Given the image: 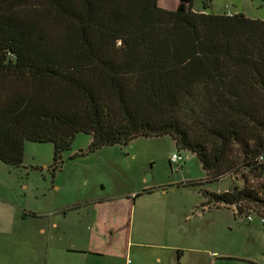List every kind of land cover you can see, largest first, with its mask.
Returning a JSON list of instances; mask_svg holds the SVG:
<instances>
[{
	"label": "trees",
	"instance_id": "16d2710c",
	"mask_svg": "<svg viewBox=\"0 0 264 264\" xmlns=\"http://www.w3.org/2000/svg\"><path fill=\"white\" fill-rule=\"evenodd\" d=\"M193 2L0 0V163L26 141L56 170L79 133L87 152L169 136L205 173L185 185L240 177L207 209L264 220V18Z\"/></svg>",
	"mask_w": 264,
	"mask_h": 264
},
{
	"label": "rangeland",
	"instance_id": "374dc122",
	"mask_svg": "<svg viewBox=\"0 0 264 264\" xmlns=\"http://www.w3.org/2000/svg\"><path fill=\"white\" fill-rule=\"evenodd\" d=\"M177 5L178 0H158V6L163 9L173 10ZM207 5L209 8L206 11L215 14L241 12L249 18H264V0L193 2L195 11H203V7ZM90 141L89 135L83 133L75 135L70 149L63 152L62 163L56 170L51 168L53 157L51 143L26 141L23 163L19 168H9L0 163V248L7 251L10 248L12 264H26L30 260L42 261L38 252L37 255L34 253L42 241L43 249L47 243L46 238L37 232V226L41 223L33 221L25 224L22 217L23 211L44 213L49 209L52 196L56 195L52 190L54 186L61 187L58 201L64 203L79 188L84 190V193L88 191L90 196H94L96 193H102L101 184L106 186L105 195L126 191L135 186L142 187L143 176L148 177L151 182L168 185L167 214L182 220L179 228L181 234L185 233L194 239L196 248L207 251L201 255L203 258L213 260L216 264H264V223L259 216L250 212L251 221H248V216L244 215L235 218L234 207L207 209L204 205L206 199L203 192L223 193L230 191L234 185L240 188L242 186L240 177L232 175L213 182H203L198 186L185 185L188 182L203 181L205 173L195 154L177 150L169 136L137 137L126 144L87 152ZM173 153L180 154L182 158L178 170H172L169 164ZM169 185H175V189L171 190ZM157 194L142 197L140 201L142 210L138 203L134 208L130 199L131 208L124 210L120 217L118 246L128 264H136L138 258L136 254L140 248L135 247L133 243L138 241V237L147 243L156 242L154 239L143 238L145 234L139 233L138 224L150 222L153 212L159 207ZM145 204L147 211L143 209ZM72 214L75 215L73 212ZM5 221L7 224L10 223V240L2 242L1 239L4 237L1 234L4 233ZM85 227L90 229L91 225L87 223ZM168 229L172 235L177 234V227L174 225ZM62 243L65 244L63 235L60 234L58 239L60 250ZM201 256L200 253H189L185 264H196L198 257ZM123 262L121 260L118 264ZM176 263L175 258L173 264ZM198 263L205 264L200 261Z\"/></svg>",
	"mask_w": 264,
	"mask_h": 264
},
{
	"label": "crops",
	"instance_id": "0c3cea01",
	"mask_svg": "<svg viewBox=\"0 0 264 264\" xmlns=\"http://www.w3.org/2000/svg\"><path fill=\"white\" fill-rule=\"evenodd\" d=\"M141 183H143L142 187L135 186L126 191L106 195L104 194L106 186L101 184L102 193H96L94 196H90L88 191L84 193V190L79 188L64 203L58 201L61 187L54 186L52 190L56 192V195L52 196L49 209L44 213L33 210L23 211L22 222L25 224L33 221L41 223L37 226V232L47 240L44 249L42 241L37 251H34L36 255L38 252L42 261L30 260L26 264H101L107 262L118 264L121 260L124 261L121 264H128L118 246L120 217L124 214V210L131 208L130 199H132L134 208L138 203L142 210L140 202L142 197L153 193H158L156 197L159 207H156L150 222L147 224L141 222L138 228L141 235L145 234L143 238L154 239L156 242L147 243L141 241L140 237L137 238L138 241L133 243L135 247L140 248L136 254L138 256L136 264H173L175 258L176 264H185L189 253H200V256L206 253L205 249L195 247L194 239L185 233L181 234L179 228L182 220L168 216L166 211L168 185L151 182L145 176L142 177ZM169 186L171 190L175 189V185ZM146 190L148 192H143ZM64 198L67 200V197L64 196ZM146 205L143 206L145 211H147ZM69 223L70 227H68ZM87 223L91 225L90 229L85 227ZM172 225L177 227V234L172 235L169 232L168 227ZM3 229L2 242L10 240V223L7 224L5 221ZM60 234L63 235L65 242V244L62 243L61 250L58 244ZM8 249L7 251L0 248V264H12V253L10 248ZM61 257H63L62 260ZM206 259L202 256L198 257L196 264H199L198 261L205 264H216L213 260Z\"/></svg>",
	"mask_w": 264,
	"mask_h": 264
},
{
	"label": "built area",
	"instance_id": "2783aa9c",
	"mask_svg": "<svg viewBox=\"0 0 264 264\" xmlns=\"http://www.w3.org/2000/svg\"><path fill=\"white\" fill-rule=\"evenodd\" d=\"M181 161H182V158H181L180 154L173 153L171 155V157H170V160H169V164H170L172 170H178V169H180V163H181ZM247 220L248 221H251V217L248 216L247 217ZM261 222L264 223V220L262 219Z\"/></svg>",
	"mask_w": 264,
	"mask_h": 264
}]
</instances>
